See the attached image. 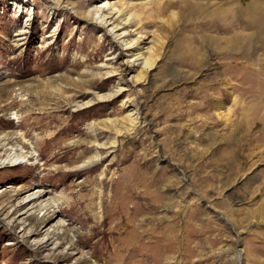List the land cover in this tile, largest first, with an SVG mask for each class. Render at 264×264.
<instances>
[{
  "label": "rangeland",
  "instance_id": "rangeland-1",
  "mask_svg": "<svg viewBox=\"0 0 264 264\" xmlns=\"http://www.w3.org/2000/svg\"><path fill=\"white\" fill-rule=\"evenodd\" d=\"M143 1L0 0V264H264V20Z\"/></svg>",
  "mask_w": 264,
  "mask_h": 264
},
{
  "label": "bare ground",
  "instance_id": "bare-ground-1",
  "mask_svg": "<svg viewBox=\"0 0 264 264\" xmlns=\"http://www.w3.org/2000/svg\"><path fill=\"white\" fill-rule=\"evenodd\" d=\"M160 0H156V1H154L153 3H158ZM144 3L143 4H140V9L141 8H143V7H145L146 5H147V3L149 2V0H145V1H143ZM178 4V3H177ZM173 5H174V3H173ZM166 7V6H165ZM164 7V8H165ZM168 8V7H167ZM254 8V7H253ZM113 10H115V13H116V17H119L120 15H121V11L119 10V9H113ZM192 10V9H191ZM191 10H189L190 11V13L191 14H194L195 12H193L194 11V9L191 11ZM158 11V10H157ZM163 11V10H162ZM160 13V12H159ZM249 13V12H248ZM228 14V13H227ZM249 14H251V13H249ZM224 17H226L227 19H228V17L231 19V17H233V16H229V15H227L226 16V13L223 15ZM257 16V15H256ZM95 18H96V21L104 28V29H107V32H109L110 34H111V36H113V38H115V40L116 41H119L122 45H124L125 46V48H124V50H130V49H132L133 48V44L132 43H129V41H127V36H129V33H126V32H123V33H118L119 32V29H118V24H115V21H112L111 19H109L108 17H106L105 15H103L102 14V12L100 11V9H97V12H96V16H95ZM235 19V18H234ZM233 19V21H236V20H234ZM129 22V19H127L126 20V24ZM230 24V23H229ZM235 28V27H234ZM233 30V29H232ZM226 33V32H225ZM241 37H240V35L239 34H236V35H234L233 34V40H235L236 41V43L237 44H239V41L241 40L240 39ZM202 39H203V37L202 36H199V39H196V43H195V41L193 40L192 41V43H190V45L188 44L187 46H185L186 47V49L184 48V47H181V49L182 50H184L183 52L184 53H189L188 55H186L187 57H190L191 58V55L193 56H196V55H198V54H200V49L201 48H203V45H202V43H201V41H202ZM198 40V41H197ZM212 40H216V41H220V42H223V38H216V39H212ZM188 42V41H187ZM185 43V42H184ZM208 45H211L210 44V42L208 43ZM179 50V49H178ZM187 51V52H186ZM178 52V51H177ZM180 52V51H179ZM219 52H223V50H221V51H219ZM181 53V52H180ZM219 54V53H218ZM150 57V56H149ZM149 57H147L146 59H145V61H144V66H147V68H148V66L150 65V60H149ZM132 58V60L131 61H137L138 59H137V57H131ZM109 65V64H108ZM124 87H120L119 88V90H121V89H123ZM137 120V118H135V119H129V122H131V123H133V122H135ZM127 121V120H126ZM21 154V153H20ZM20 154H16V155H14V156H12V157H10L9 158V162H8V164H11V166H13V165H17V164H19L20 162H18V161H20V159L21 158H23V157H21V155ZM33 200H36V201H38L36 204V207L37 208H39L40 210H44L45 208H47V207H52V208H56L57 207V205L60 203V199H59V197H56L55 198V196L54 197H50V198H46L45 196H44V193H43V191L42 190H38V191H36V192H34V193H32V194H30V195H28V196H26L24 199H23V201H28V202H31V201H33ZM91 205H92V203L90 204V207H91ZM33 208H35V206L33 207V205H31L28 209H27V211H29V210H32ZM59 208V207H58ZM26 211V212H27ZM61 225H64V222L63 221H61L60 223H59V226H61Z\"/></svg>",
  "mask_w": 264,
  "mask_h": 264
},
{
  "label": "crops",
  "instance_id": "crops-1",
  "mask_svg": "<svg viewBox=\"0 0 264 264\" xmlns=\"http://www.w3.org/2000/svg\"><path fill=\"white\" fill-rule=\"evenodd\" d=\"M251 7H257V9L254 11L256 13V15H257V18L256 19H255V16H251L249 14L250 13L249 10H250ZM248 12L246 13L247 14V18H245V19H248L247 21L250 24H252L251 25V28H256L258 26V24H257L256 21H258V20H264V1H261V0L260 1L259 0H253V1H251V4H249V7H248ZM252 21L255 22V23H253Z\"/></svg>",
  "mask_w": 264,
  "mask_h": 264
}]
</instances>
